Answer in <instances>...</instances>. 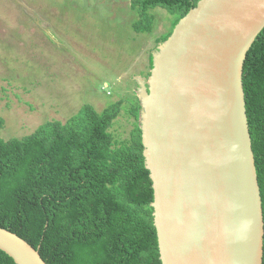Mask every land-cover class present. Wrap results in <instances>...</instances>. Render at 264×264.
<instances>
[{
  "label": "water",
  "instance_id": "95a60500",
  "mask_svg": "<svg viewBox=\"0 0 264 264\" xmlns=\"http://www.w3.org/2000/svg\"><path fill=\"white\" fill-rule=\"evenodd\" d=\"M264 0H200L137 80L162 264H263L264 213L243 85ZM15 264H46L0 228Z\"/></svg>",
  "mask_w": 264,
  "mask_h": 264
},
{
  "label": "trees",
  "instance_id": "16d2710c",
  "mask_svg": "<svg viewBox=\"0 0 264 264\" xmlns=\"http://www.w3.org/2000/svg\"><path fill=\"white\" fill-rule=\"evenodd\" d=\"M200 0H133L136 33L151 34L160 8L175 26ZM153 57L149 56L152 69ZM243 85L264 213V29L244 64ZM121 101L102 112L85 105L66 123L50 121L22 139L0 138V228L39 251L46 264H162L146 168L141 104L129 141L111 128ZM5 121L0 118V130ZM0 264H15L0 250ZM264 264V257H263Z\"/></svg>",
  "mask_w": 264,
  "mask_h": 264
},
{
  "label": "rangeland",
  "instance_id": "374dc122",
  "mask_svg": "<svg viewBox=\"0 0 264 264\" xmlns=\"http://www.w3.org/2000/svg\"><path fill=\"white\" fill-rule=\"evenodd\" d=\"M132 1L0 0V138L22 139L85 105L102 112L121 101L110 131L130 140L137 80L149 79V56L174 21L158 8L152 33H136Z\"/></svg>",
  "mask_w": 264,
  "mask_h": 264
}]
</instances>
